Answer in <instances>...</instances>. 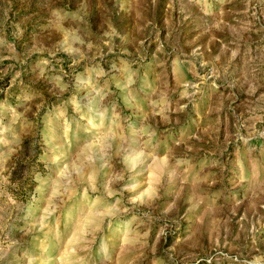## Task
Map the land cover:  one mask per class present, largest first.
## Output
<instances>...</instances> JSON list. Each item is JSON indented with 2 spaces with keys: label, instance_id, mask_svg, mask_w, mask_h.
Returning a JSON list of instances; mask_svg holds the SVG:
<instances>
[{
  "label": "rangeland",
  "instance_id": "obj_1",
  "mask_svg": "<svg viewBox=\"0 0 264 264\" xmlns=\"http://www.w3.org/2000/svg\"><path fill=\"white\" fill-rule=\"evenodd\" d=\"M0 264H264V0H0Z\"/></svg>",
  "mask_w": 264,
  "mask_h": 264
}]
</instances>
